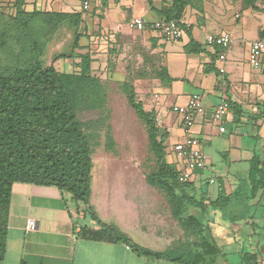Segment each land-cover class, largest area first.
<instances>
[{
	"label": "crops",
	"instance_id": "1",
	"mask_svg": "<svg viewBox=\"0 0 264 264\" xmlns=\"http://www.w3.org/2000/svg\"><path fill=\"white\" fill-rule=\"evenodd\" d=\"M74 1L81 8V0L48 2H60L59 6L68 10L53 12L70 13L78 12L72 11ZM115 1L123 21L130 22L132 17L145 23L160 19L146 0ZM151 1L156 10L170 4V0ZM190 1L180 22L197 43L201 45L205 35L230 34L223 74L218 72V48L205 49L201 45V53L188 55L183 51L188 37L161 43L160 36L151 29L139 31L153 39L163 67L174 80L167 86L172 107L184 105L193 93L201 96L205 107V115L195 118L189 133L208 162L191 179L190 191L178 194L202 202L205 208L193 203H179L178 207H184V220L188 215L196 216L215 244L219 239L226 240L229 249H246L242 253L245 259L264 264V186L253 190L250 178V161L257 157L264 180V58L258 68L248 62L249 44L264 33V0H256L255 9L244 6L241 0ZM91 2V7L98 6L96 0ZM231 9L232 21L227 18ZM152 14L157 17L151 18ZM238 40L245 44L244 58L236 52ZM222 99L230 107L223 121L216 123L211 113ZM171 114H161L162 129L168 133L164 145L166 140L177 138V143L185 136L180 118ZM206 172L210 173L207 179ZM86 209L113 227L126 243L79 238L81 227L99 228L86 216ZM174 211L167 195L148 185L145 177L92 179L89 200L79 205L70 203L68 195L56 187L16 183L10 196L6 254L0 264H184L188 252H199L196 244L200 239L189 232L185 221L174 217ZM86 218L90 222L81 224ZM225 219L229 223H223ZM29 220L36 223V228L26 231ZM133 246L168 258L137 253Z\"/></svg>",
	"mask_w": 264,
	"mask_h": 264
},
{
	"label": "trees",
	"instance_id": "2",
	"mask_svg": "<svg viewBox=\"0 0 264 264\" xmlns=\"http://www.w3.org/2000/svg\"><path fill=\"white\" fill-rule=\"evenodd\" d=\"M26 1L14 0L15 16L0 12V261L6 254L10 196L14 184L53 186L68 195L70 203L74 205L88 202L92 181V148L86 132L98 131L106 117L101 116L106 106L104 87L98 78L90 75L92 58L89 52H76L81 50L80 40L85 36L81 32L85 12H48L35 8L25 12ZM146 1L160 19L175 21L182 19L191 3L190 0H170L169 5L156 10L151 0ZM241 1L244 6L255 9L256 0ZM37 21L38 35L32 27V22ZM182 28L188 37L183 51L188 55L201 53V45L193 39L190 30L184 25ZM64 32H68L65 48H70V51L60 53L58 58L79 59L78 73L58 72L52 66L43 68L36 59L44 52L39 38L50 42L61 39ZM21 33L24 34V44L26 36L29 40L28 55L23 65L20 63ZM1 54L5 60L14 59L9 68L1 60ZM156 76L164 86L174 81L164 67L158 70ZM125 85L127 102L144 123L155 157L156 170L145 176L146 182L167 195L174 204V217L180 222L185 221L189 232L200 239L196 244L199 252H188L184 264H215L219 248L205 235L204 224L196 216L188 215L185 220L182 218L184 207L179 208L178 204L186 203L189 206L193 203L201 209L205 207L202 202L178 196L190 191L191 182L178 181L176 167L166 160L165 135L159 136L155 111H145L142 103L136 100L134 87ZM228 105L230 107V103ZM250 163L253 190L262 189L264 180L260 161L253 157ZM85 214L99 228L83 226L78 233L79 238L126 243L124 237L113 227L100 222L89 209L85 210ZM133 249L158 259L168 258L166 254L152 253L137 246H133ZM254 260L250 259L249 264H256Z\"/></svg>",
	"mask_w": 264,
	"mask_h": 264
},
{
	"label": "rangeland",
	"instance_id": "3",
	"mask_svg": "<svg viewBox=\"0 0 264 264\" xmlns=\"http://www.w3.org/2000/svg\"><path fill=\"white\" fill-rule=\"evenodd\" d=\"M48 1L27 0L23 10L31 12L35 8L38 11L50 10L48 12L68 11L59 6L60 2ZM74 3L77 2L74 1ZM13 4L14 0H0V9L5 15L15 16L16 9ZM96 6L91 7V10L84 14L85 22L81 32L85 33V40L82 39L81 51H76L78 54L89 52L92 58L90 75L100 80L106 93V106L101 115L106 116L105 120L101 122L98 131L86 132L92 148L91 176L94 181L103 177H145L156 170L155 157L144 123L137 118L127 102L125 84L134 87L136 100L142 103L145 111H155L159 136L168 135L162 129L161 114L172 115L173 103L170 100L168 87L164 86L156 76L158 70L163 67V59L161 53L155 51L153 39L148 34L131 28L127 19L123 21L122 12L116 7L115 0H96ZM135 7L138 8V6ZM72 11H81L80 3L76 4ZM228 13L227 18L232 21L233 10H229ZM150 17L156 18L157 16L152 14ZM38 23V21L32 22L37 35L36 25ZM126 27L129 28L128 31ZM23 35L21 33L20 63L22 65L29 50L28 36L24 44ZM67 37L68 32H64L61 39L50 42L41 41L39 38V43L44 45L43 54L36 57L41 67L52 66L58 72H79V59L58 58L60 53L70 51V48H65ZM186 37L184 34L183 39L186 40ZM159 40L161 43L169 42L161 37ZM240 41L238 40L240 45H236V52L244 58L245 44ZM201 45L205 49L213 48L205 45L203 41ZM1 57V60H4L3 63H7L5 66L9 68L14 59L5 60L2 54ZM187 99L188 97L183 104L187 102ZM176 139H171L170 142L166 140L165 144L166 160L174 166L179 162L173 152ZM218 159L222 161L221 158L218 157ZM209 175L210 173L206 172L204 178L207 179ZM89 222L90 220L86 218L85 221H81V224ZM223 223H229V221ZM236 246L235 244L234 247ZM217 247L220 253L215 264H249V260L242 255L246 249L241 250L237 247L234 248L235 250L229 249L226 240L222 241V239H219Z\"/></svg>",
	"mask_w": 264,
	"mask_h": 264
},
{
	"label": "built area",
	"instance_id": "4",
	"mask_svg": "<svg viewBox=\"0 0 264 264\" xmlns=\"http://www.w3.org/2000/svg\"><path fill=\"white\" fill-rule=\"evenodd\" d=\"M91 5V0H81L82 11H90ZM182 25L180 21L158 19L147 26L139 17H132L129 24L131 28L138 31L151 29L162 39L169 42H179L183 38L185 32ZM203 42L207 46L219 49L217 54V61L220 63L218 72L223 74L225 72L226 52L231 44L230 34L205 35ZM263 58L264 36L252 41L248 46V62L252 67L258 68ZM228 111V102L222 99L213 109L211 118L214 122L221 123L227 116ZM172 112L180 118L182 129L185 132L184 138L173 145V152L179 161L175 166L178 171V181L180 183H187L191 181L198 171L204 170L208 162V158L200 148L198 141L189 133L194 125L195 118L205 115V107L202 103L201 96L193 93L188 97L184 105L173 106ZM210 182L212 183L213 181ZM35 228L36 223L33 220L27 221L26 231H31Z\"/></svg>",
	"mask_w": 264,
	"mask_h": 264
}]
</instances>
